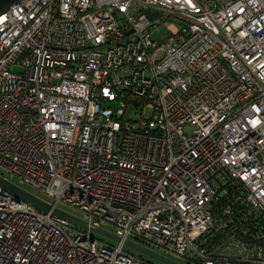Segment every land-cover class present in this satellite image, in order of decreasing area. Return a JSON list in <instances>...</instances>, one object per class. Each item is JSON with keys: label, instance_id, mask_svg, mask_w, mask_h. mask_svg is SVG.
I'll return each mask as SVG.
<instances>
[{"label": "built area", "instance_id": "built-area-1", "mask_svg": "<svg viewBox=\"0 0 264 264\" xmlns=\"http://www.w3.org/2000/svg\"><path fill=\"white\" fill-rule=\"evenodd\" d=\"M0 175L120 238L0 187V264H264V0L12 3Z\"/></svg>", "mask_w": 264, "mask_h": 264}, {"label": "water", "instance_id": "water-1", "mask_svg": "<svg viewBox=\"0 0 264 264\" xmlns=\"http://www.w3.org/2000/svg\"><path fill=\"white\" fill-rule=\"evenodd\" d=\"M17 0H0V14L3 13V10H5L7 7H9L12 3L16 2ZM136 104V102H134ZM0 187H2L4 190L10 192L13 194L17 199L23 200L25 202H28L31 204L34 208L41 212H49L51 215L56 216L58 218L64 219L68 221L71 224H74L78 227L89 229L93 232H96L97 234L104 236L106 238L112 239L114 241H119L120 238L101 227L95 226L94 224H89L83 220H81L79 217H76L69 212H66L62 209H59L53 204L48 203L47 201L37 197L36 195L26 191L25 189L19 187L18 185L14 184L13 182L5 179L0 175ZM124 244L128 247H131L133 249L138 250L141 253H144L150 257H153L161 262H164L165 264H183L181 262H178L176 260H173L171 258H168L166 256H163L157 252H154L150 249H147L143 247L142 245L131 241V240H124Z\"/></svg>", "mask_w": 264, "mask_h": 264}, {"label": "rangeland", "instance_id": "rangeland-1", "mask_svg": "<svg viewBox=\"0 0 264 264\" xmlns=\"http://www.w3.org/2000/svg\"><path fill=\"white\" fill-rule=\"evenodd\" d=\"M159 30L161 32H166V29H165V27L163 25H160L159 26ZM157 34H158V32L155 35H157ZM147 114H148L147 111H144L143 112V115H147ZM139 116H140L139 111H137V112L131 111L129 113V117L132 118V119H137V118H139ZM4 175L7 176L5 173H4ZM31 191H33L35 194L39 195L40 197H42L44 199L50 200L47 196H45L43 193L37 191L36 189L31 188ZM60 207H62L63 209H65L66 211H68L69 213H71L73 215H76V216H79L80 215V213L77 210L73 209V208L63 207V206H60ZM103 228H105L106 230L111 231V232L114 231V228L112 226H110V225H104ZM94 236H96L97 238H100V239L104 240L105 242H107L109 244H112V245H115V244L118 243V242H116V241H114L112 239L106 238V237L101 236V235H94ZM122 249L125 252H127V253L135 256V257H139V258H142V259H144L146 261H149L152 264H165L164 262H161V261H159V260H157V259H155L153 257H150V256H148V255H146L144 253H141L138 250L133 249L131 247H128L126 245H122ZM171 258L174 259V260H177L179 262H182V263H185L186 262L184 259H182L180 257H177V256L171 255Z\"/></svg>", "mask_w": 264, "mask_h": 264}]
</instances>
